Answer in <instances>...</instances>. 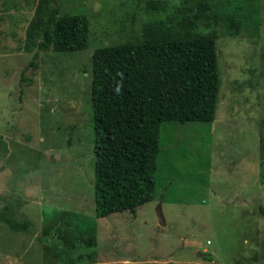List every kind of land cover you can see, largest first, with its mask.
Masks as SVG:
<instances>
[{
    "label": "rangeland",
    "instance_id": "1",
    "mask_svg": "<svg viewBox=\"0 0 264 264\" xmlns=\"http://www.w3.org/2000/svg\"><path fill=\"white\" fill-rule=\"evenodd\" d=\"M56 1L88 17L89 44L42 51L33 74L39 0H0V214L35 223H0V264H264V0ZM202 5L211 27L195 30L218 32L216 117L163 122L155 197L97 217L92 54L150 20L180 28Z\"/></svg>",
    "mask_w": 264,
    "mask_h": 264
},
{
    "label": "trees",
    "instance_id": "2",
    "mask_svg": "<svg viewBox=\"0 0 264 264\" xmlns=\"http://www.w3.org/2000/svg\"><path fill=\"white\" fill-rule=\"evenodd\" d=\"M148 7L162 9L164 4L149 0ZM201 7L180 28L150 20L139 40L103 45L92 54L97 217L125 210L136 216L155 197L163 122H211L216 117L218 32L195 30L199 20L211 27L206 7ZM89 29L84 13L63 12L56 0H39L26 30L25 49L33 51L26 68L37 74L42 51L86 48ZM259 210L264 216V207ZM0 223L18 232L35 224L29 217L20 222L5 213Z\"/></svg>",
    "mask_w": 264,
    "mask_h": 264
},
{
    "label": "water",
    "instance_id": "3",
    "mask_svg": "<svg viewBox=\"0 0 264 264\" xmlns=\"http://www.w3.org/2000/svg\"><path fill=\"white\" fill-rule=\"evenodd\" d=\"M156 213H157V217L159 219V224L161 226H165L166 225V218L163 212V208H162V204L161 202L158 204L157 208H156ZM198 255H203L205 256L206 253L202 252V251H198Z\"/></svg>",
    "mask_w": 264,
    "mask_h": 264
}]
</instances>
